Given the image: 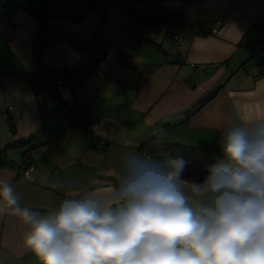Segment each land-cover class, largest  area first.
I'll list each match as a JSON object with an SVG mask.
<instances>
[{
    "label": "crops",
    "instance_id": "crops-1",
    "mask_svg": "<svg viewBox=\"0 0 264 264\" xmlns=\"http://www.w3.org/2000/svg\"><path fill=\"white\" fill-rule=\"evenodd\" d=\"M24 1L0 0V9ZM133 8L180 17L185 42H173L168 25L135 24ZM48 10L42 66L29 11L0 18V177L11 178L23 207L55 210L69 183L103 193L118 187L123 155L144 154L140 145L153 136L218 158L223 129L264 110V73L247 49L264 37V0H50ZM88 44L107 51L99 63ZM55 78H64L106 145L92 147L74 122H63ZM29 166L32 180L21 173ZM26 230L17 216L0 215V264H39L24 247Z\"/></svg>",
    "mask_w": 264,
    "mask_h": 264
},
{
    "label": "clouds",
    "instance_id": "clouds-1",
    "mask_svg": "<svg viewBox=\"0 0 264 264\" xmlns=\"http://www.w3.org/2000/svg\"><path fill=\"white\" fill-rule=\"evenodd\" d=\"M217 146L200 183L182 179L183 156L126 153L118 187L69 183L47 212L21 206L0 177V215L27 226L39 264H264V110L238 117Z\"/></svg>",
    "mask_w": 264,
    "mask_h": 264
},
{
    "label": "trees",
    "instance_id": "trees-1",
    "mask_svg": "<svg viewBox=\"0 0 264 264\" xmlns=\"http://www.w3.org/2000/svg\"><path fill=\"white\" fill-rule=\"evenodd\" d=\"M50 0H25L20 5H11L8 8L0 9V18L5 21H11L15 15V12L21 7L29 11L34 20L37 22V30L33 38L32 43V52L37 60V62L41 64V58L45 48L47 47L50 35L48 30V22L54 17V15L48 10ZM160 1V0H157ZM129 13L133 19V22L143 29H147L153 25H155L159 20H164L169 17H173L170 12L162 11L161 12L153 11L149 9H130ZM65 14V11L62 13ZM180 19V17H179ZM131 32L137 39H145L149 40L146 36L135 34L133 30ZM107 53L104 49L101 51V54L97 56L95 62L99 63V61L104 57ZM115 53L121 54L117 50ZM96 55V54H95ZM65 70L60 71V74H64ZM64 76V75H62ZM65 83L64 78H61ZM66 84V83H65ZM67 85V84H66ZM68 86V85H67ZM76 117H70L69 122H75ZM11 127H13V123L10 122ZM156 138L153 136L147 140H145L140 145V150L144 152H148L150 154H156L157 158H163L164 155L174 154L183 156L184 159L188 161L185 171L182 175V179L185 181H191L200 183L207 176L206 169L208 166L216 163L217 157L207 148H199V147H189L182 144H164V143H155ZM91 145V143L89 142ZM92 147H95L91 145Z\"/></svg>",
    "mask_w": 264,
    "mask_h": 264
},
{
    "label": "built area",
    "instance_id": "built-area-1",
    "mask_svg": "<svg viewBox=\"0 0 264 264\" xmlns=\"http://www.w3.org/2000/svg\"><path fill=\"white\" fill-rule=\"evenodd\" d=\"M134 6H137V3L134 2ZM180 20V19H179ZM178 19L174 17H169L164 20H159L155 25L157 26H169V31L167 33L168 37L177 44H183L185 42V35L182 26L180 25ZM219 23H217L214 27L210 29V33H217L219 31ZM88 47L92 50V52L96 55H100V50L96 49L93 44H88ZM247 49L250 52L251 56L257 62V68L261 73H264V37L259 39H255L247 44ZM193 81V79H191ZM50 84L55 89L62 110L63 122L69 123L70 117H76V121L74 124L81 130V132L85 135L87 140L93 146H104L106 145V141L99 138L96 134L97 125L94 122L87 121L84 115L83 109L79 108L76 105L75 96L70 88L64 84L61 79L55 78L50 80ZM148 153V152H145ZM150 154V153H148ZM155 156L154 154H151ZM22 175L28 180H32L33 177L32 167L21 171Z\"/></svg>",
    "mask_w": 264,
    "mask_h": 264
}]
</instances>
